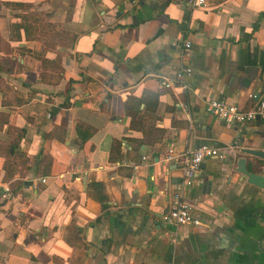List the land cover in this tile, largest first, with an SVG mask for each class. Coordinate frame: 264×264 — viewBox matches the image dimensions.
<instances>
[{
	"label": "crops",
	"instance_id": "0c3cea01",
	"mask_svg": "<svg viewBox=\"0 0 264 264\" xmlns=\"http://www.w3.org/2000/svg\"><path fill=\"white\" fill-rule=\"evenodd\" d=\"M182 64L188 86L163 87ZM208 97L264 99V0H0V264H264V188L237 169L264 173L241 151L264 150V116L238 131ZM170 143L232 147L184 188L197 225L162 218Z\"/></svg>",
	"mask_w": 264,
	"mask_h": 264
},
{
	"label": "built area",
	"instance_id": "2783aa9c",
	"mask_svg": "<svg viewBox=\"0 0 264 264\" xmlns=\"http://www.w3.org/2000/svg\"><path fill=\"white\" fill-rule=\"evenodd\" d=\"M191 6L205 5L209 0H185ZM190 41L184 42V53L188 52ZM192 66L182 64L174 70L172 75L163 76L160 84L165 88H186L187 78L192 73ZM188 110V104L183 103ZM207 109L216 117L234 123L241 131L244 123L253 120L257 115L264 116V99H258L250 108H243L240 105L228 102L218 97H208L206 99ZM232 147H218L208 143H201L194 148L176 150L170 143L161 154L162 161H172L177 163L182 176L181 184L172 192L168 209L162 214L166 223L172 225L189 224L197 225L201 222L200 217L194 212L191 204L184 196V188L193 183L195 177L202 171V161L205 157H217L227 159ZM143 158L145 156H142ZM120 161H116L119 163ZM45 177L38 178L39 181H45ZM8 190L9 187L5 186ZM180 264H185L181 262Z\"/></svg>",
	"mask_w": 264,
	"mask_h": 264
},
{
	"label": "water",
	"instance_id": "95a60500",
	"mask_svg": "<svg viewBox=\"0 0 264 264\" xmlns=\"http://www.w3.org/2000/svg\"><path fill=\"white\" fill-rule=\"evenodd\" d=\"M256 117L258 118L259 115H257ZM241 151L246 152V153H251L253 155L264 157V150H262V149L251 148V147H242ZM237 169L246 176L247 180L250 183H253L259 187L264 188V173H258V172H253V171L248 170L245 166V158L244 157L238 158Z\"/></svg>",
	"mask_w": 264,
	"mask_h": 264
},
{
	"label": "trees",
	"instance_id": "16d2710c",
	"mask_svg": "<svg viewBox=\"0 0 264 264\" xmlns=\"http://www.w3.org/2000/svg\"><path fill=\"white\" fill-rule=\"evenodd\" d=\"M257 25H258V20L254 21L253 28H255ZM114 149L115 148H113L112 151H115ZM117 149L118 148H116V150ZM91 195L96 200H98L100 202L101 208H102V214H106L107 213L106 208L109 204L106 201L107 197H106L105 193L103 192L102 185H101L100 181L94 180L91 182ZM97 218H99V217H97Z\"/></svg>",
	"mask_w": 264,
	"mask_h": 264
}]
</instances>
